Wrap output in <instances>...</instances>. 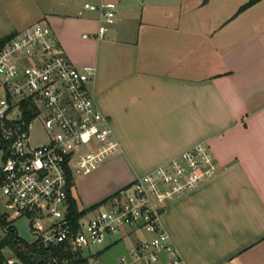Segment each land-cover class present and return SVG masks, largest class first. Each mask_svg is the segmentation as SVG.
<instances>
[{"label": "crops", "instance_id": "crops-1", "mask_svg": "<svg viewBox=\"0 0 264 264\" xmlns=\"http://www.w3.org/2000/svg\"><path fill=\"white\" fill-rule=\"evenodd\" d=\"M51 1L0 0V9L4 36L44 19L75 67L95 68L94 99L119 149L73 181L77 208L203 142L218 171L167 205L163 227L186 264H264V0L237 15L248 0H141L137 12L116 8L103 39L97 13Z\"/></svg>", "mask_w": 264, "mask_h": 264}, {"label": "built area", "instance_id": "built-area-1", "mask_svg": "<svg viewBox=\"0 0 264 264\" xmlns=\"http://www.w3.org/2000/svg\"><path fill=\"white\" fill-rule=\"evenodd\" d=\"M83 9L97 13L95 38L103 39L115 22V4L86 3ZM95 74L94 67L69 61L44 19L0 43V194L10 212L5 222L27 220L33 239L26 243L42 251L44 264H101L104 249L129 237L134 242L113 264H186L162 216L168 204L216 175L218 164L203 142L136 177L111 199L77 208L75 220L69 217V181L119 149L94 99ZM35 123L44 133L38 144L31 139ZM0 254L2 264H22L7 247Z\"/></svg>", "mask_w": 264, "mask_h": 264}, {"label": "rangeland", "instance_id": "rangeland-1", "mask_svg": "<svg viewBox=\"0 0 264 264\" xmlns=\"http://www.w3.org/2000/svg\"><path fill=\"white\" fill-rule=\"evenodd\" d=\"M43 2H48V6L51 8H55L54 3H52L51 0H41ZM100 0H70L71 4L78 6L79 9L83 8V5L88 4H99ZM113 2L116 5V8L119 6L121 7H130V9L133 12H137L138 8H140L141 0H105V3ZM9 20L7 19V14L4 13L2 9H0V39L6 34V30L8 28ZM81 34V33H80ZM87 36V33L85 34ZM31 139L33 144H38L40 141L44 139V133L37 127V124L35 123L33 126V131L31 132ZM1 150H0V159H1ZM116 152L109 157H107L105 160H103L98 167H100L103 163L107 162L109 159H111ZM97 167V168H98ZM96 168V169H97ZM95 169V170H96ZM93 170L92 172H94ZM90 172V173H92ZM88 173V174H90ZM125 173L124 170L121 168H118L113 170V173L108 172V170L101 176V178L98 180L97 184L98 186L102 185H109V181H111V178H115L117 176H121ZM86 174V175H88ZM83 175H78L73 177V181L76 182L77 179L82 177ZM10 212L4 207L2 200H1V194H0V215H4L6 217L9 215ZM11 226L15 229V232L17 236L24 240L25 242H31L33 237L30 234L29 231V224L25 218H17L11 222ZM119 238L117 235H115V238ZM130 242L127 238H122L120 240H117V242L111 244L107 247L105 252L102 254L100 258L101 264H113L115 260L120 256L126 253L128 246ZM97 247H95L96 249Z\"/></svg>", "mask_w": 264, "mask_h": 264}, {"label": "trees", "instance_id": "trees-1", "mask_svg": "<svg viewBox=\"0 0 264 264\" xmlns=\"http://www.w3.org/2000/svg\"><path fill=\"white\" fill-rule=\"evenodd\" d=\"M260 0H248L244 4H242L235 15L239 14L243 10L252 6ZM205 2V0H203ZM14 33L6 35L0 39V43L6 41ZM73 186V182L70 180L67 191V199H68V207H69V217L71 220H75L79 214L77 212V206L75 200L71 197V187ZM7 247L12 252L14 256L19 258L22 264H44L42 260V251L35 248L33 244H28L24 240L20 239L15 229L8 225L5 222V218L3 215H0V248ZM4 261L3 256L0 254V264Z\"/></svg>", "mask_w": 264, "mask_h": 264}]
</instances>
